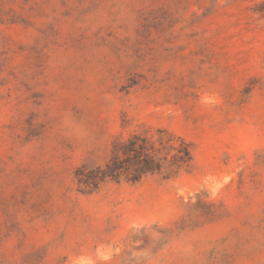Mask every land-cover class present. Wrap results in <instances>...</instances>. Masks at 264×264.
Wrapping results in <instances>:
<instances>
[{
	"label": "rangeland",
	"instance_id": "374dc122",
	"mask_svg": "<svg viewBox=\"0 0 264 264\" xmlns=\"http://www.w3.org/2000/svg\"><path fill=\"white\" fill-rule=\"evenodd\" d=\"M0 264H264V0H0Z\"/></svg>",
	"mask_w": 264,
	"mask_h": 264
},
{
	"label": "trees",
	"instance_id": "16d2710c",
	"mask_svg": "<svg viewBox=\"0 0 264 264\" xmlns=\"http://www.w3.org/2000/svg\"><path fill=\"white\" fill-rule=\"evenodd\" d=\"M124 152H127V151H124ZM133 153H134V158H136V161L137 160H139L138 158L140 157V152L139 151H137L136 149H134V151H133ZM150 158L149 157H147V159L145 160V161H147V163H146V170H149V171H151V170H154V167H152L151 165H150V160H149ZM110 172V171H109Z\"/></svg>",
	"mask_w": 264,
	"mask_h": 264
}]
</instances>
